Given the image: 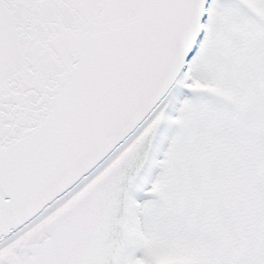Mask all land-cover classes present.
<instances>
[{"label":"snow or ice","instance_id":"obj_1","mask_svg":"<svg viewBox=\"0 0 264 264\" xmlns=\"http://www.w3.org/2000/svg\"><path fill=\"white\" fill-rule=\"evenodd\" d=\"M0 264H264V0H0Z\"/></svg>","mask_w":264,"mask_h":264}]
</instances>
